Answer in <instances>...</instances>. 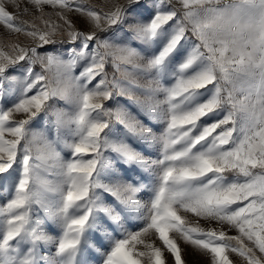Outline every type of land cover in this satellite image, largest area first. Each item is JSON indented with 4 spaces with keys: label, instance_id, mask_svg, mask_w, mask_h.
I'll return each instance as SVG.
<instances>
[{
    "label": "snow or ice",
    "instance_id": "1",
    "mask_svg": "<svg viewBox=\"0 0 264 264\" xmlns=\"http://www.w3.org/2000/svg\"><path fill=\"white\" fill-rule=\"evenodd\" d=\"M0 26L31 41L0 47V264H264V0H0Z\"/></svg>",
    "mask_w": 264,
    "mask_h": 264
},
{
    "label": "rangeland",
    "instance_id": "2",
    "mask_svg": "<svg viewBox=\"0 0 264 264\" xmlns=\"http://www.w3.org/2000/svg\"><path fill=\"white\" fill-rule=\"evenodd\" d=\"M92 5H95L98 8H104L107 10V7L110 5V3L115 2V0H88ZM123 2V0H121ZM46 12H53L54 10L49 7L45 6ZM32 15H25L23 16L26 20H32L34 15H38V13L35 12V10H32ZM57 18L53 16V20L55 21ZM72 22L76 25L79 29H84L86 27V22L83 18L79 16H71ZM39 23V22H38ZM43 27V25H41ZM31 41L25 37L24 35H17L14 33H9L3 26H0V47H3L5 51H10V46L16 43L21 44H29ZM68 47V45L66 46ZM65 48V47H64ZM63 48V49H64ZM63 49H58L60 51H63ZM23 71V67H20L19 65L12 69V74L16 76H21V73L19 74V70ZM109 75H112L113 69L109 67ZM51 75V74H50ZM6 87H9V85H6ZM10 87H16L15 85H11ZM106 106L108 107H114L115 105L112 102H105ZM56 108L59 109H65L69 110L70 106L65 101H59L57 104H55ZM55 117L49 113L48 116H45L44 114H41V116L37 117L31 124V130L36 132H43L45 135H47L50 139H54V134H50L48 132V129L45 126V122L48 121L49 123L54 120ZM153 153H155V149L151 150ZM63 155H67L66 153H62ZM146 175V174H145ZM51 179V176H49ZM48 177V178H49ZM54 178V177H52ZM150 179V178H149ZM11 189L8 190L10 192ZM8 192H0V197H6L8 195ZM141 198H144V193L140 194ZM3 200L0 199V203H2ZM41 215L43 213L41 212ZM2 217H0V227H2ZM55 234V233H50ZM229 235H236V232L234 230H229ZM180 246L182 248V255L184 260L186 261V264H211V257L209 255H205L204 253L194 249L191 245L184 244L183 241H180ZM53 247L54 246H50ZM235 258L238 260L239 258L235 256V254L230 255V259ZM170 264V262H169Z\"/></svg>",
    "mask_w": 264,
    "mask_h": 264
},
{
    "label": "crops",
    "instance_id": "3",
    "mask_svg": "<svg viewBox=\"0 0 264 264\" xmlns=\"http://www.w3.org/2000/svg\"><path fill=\"white\" fill-rule=\"evenodd\" d=\"M90 3V2H89ZM91 4V3H90ZM20 19L26 20L23 16L20 17ZM67 45L61 46L60 44H56V45H48L46 46L48 50H52V49H63L64 47H66ZM20 67H23V65H19ZM38 70V69H37ZM19 74L22 73V70L20 69Z\"/></svg>",
    "mask_w": 264,
    "mask_h": 264
},
{
    "label": "bare ground",
    "instance_id": "4",
    "mask_svg": "<svg viewBox=\"0 0 264 264\" xmlns=\"http://www.w3.org/2000/svg\"><path fill=\"white\" fill-rule=\"evenodd\" d=\"M50 178V177H49ZM52 178V177H51Z\"/></svg>",
    "mask_w": 264,
    "mask_h": 264
},
{
    "label": "trees",
    "instance_id": "5",
    "mask_svg": "<svg viewBox=\"0 0 264 264\" xmlns=\"http://www.w3.org/2000/svg\"><path fill=\"white\" fill-rule=\"evenodd\" d=\"M109 70V69H108Z\"/></svg>",
    "mask_w": 264,
    "mask_h": 264
}]
</instances>
